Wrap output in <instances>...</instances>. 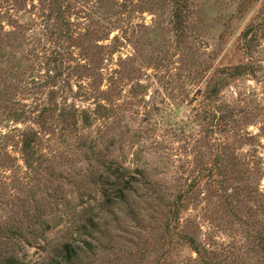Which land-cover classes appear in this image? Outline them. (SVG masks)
I'll use <instances>...</instances> for the list:
<instances>
[{
	"label": "rangeland",
	"instance_id": "1",
	"mask_svg": "<svg viewBox=\"0 0 264 264\" xmlns=\"http://www.w3.org/2000/svg\"><path fill=\"white\" fill-rule=\"evenodd\" d=\"M217 155L227 181L207 188ZM110 161L147 178L104 209L88 261L264 264V0H0V229L81 218Z\"/></svg>",
	"mask_w": 264,
	"mask_h": 264
},
{
	"label": "trees",
	"instance_id": "2",
	"mask_svg": "<svg viewBox=\"0 0 264 264\" xmlns=\"http://www.w3.org/2000/svg\"><path fill=\"white\" fill-rule=\"evenodd\" d=\"M218 93L219 89L216 85H213L209 90V97L214 98ZM213 111L216 110L213 108ZM16 117L15 119H18L20 115L17 114ZM225 117L221 114L216 116V123L221 128L225 127ZM35 133L36 131H33L31 128H24L20 131V143L23 153L31 150L36 138ZM204 169H206L205 177L207 178L205 179V183L207 188L213 187V184L215 186H222L227 181V167L222 155H217L211 164L205 166ZM146 172L147 170L144 167L136 166L132 168L125 166L122 162L115 163L110 161L105 168V175H98V180L94 187L87 192H83V195L80 196H84L92 202L94 201L91 207L83 208L81 218L72 216L68 221L64 220L60 215L55 221V216L47 218L42 214H34L26 222H21L17 228L10 229L9 231L0 229V242L2 243L3 240L7 241L6 244L4 243L5 249L0 250V264H28L26 261L28 256L27 246H33L44 240L46 231L55 227L61 221H65L64 223L68 221V225L70 226L72 224V229L69 236H67L68 238L54 246L45 244L43 248L50 247L51 249L49 256L35 259L32 264H101L102 261L98 260V262L97 259V262L88 261L86 256L95 252L105 253L107 250L104 244L108 243L110 239L102 238L106 236L101 232L102 225L100 224V220L102 212L106 208L111 211L120 201H126V198L135 191V188H138L142 184L140 181L147 178ZM175 198H182V196L180 195ZM179 204L180 201L175 199L172 204L171 220H176ZM85 211H90L87 216L85 215ZM187 240L193 250L200 255L201 248L195 239L192 236H187ZM47 253L45 252V254ZM48 257L49 259H47Z\"/></svg>",
	"mask_w": 264,
	"mask_h": 264
}]
</instances>
